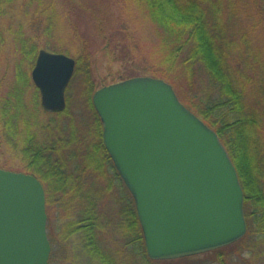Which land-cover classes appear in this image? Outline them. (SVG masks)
<instances>
[{
    "label": "trees",
    "instance_id": "obj_1",
    "mask_svg": "<svg viewBox=\"0 0 264 264\" xmlns=\"http://www.w3.org/2000/svg\"><path fill=\"white\" fill-rule=\"evenodd\" d=\"M2 1L6 6L14 0ZM126 2L131 9L136 5L145 11L153 23L163 30V35H160L163 56L160 58V66L151 68L152 73L174 87L182 103L218 134L228 151L245 195L248 225L246 236L231 246L201 255L204 257L202 261L195 256L172 262L153 261L147 256L133 197L103 143L102 122L92 103L96 91L91 70L93 50L83 35L82 45L73 57L76 60L73 79L81 78L83 81L84 96L91 111L96 137V142L92 143L95 146L91 147L99 157L98 161L89 159L91 163L87 164L95 170L103 171L104 181L114 178L115 189L116 180L119 182L114 202L120 206L119 231L123 237V250L115 256L107 251L103 233L110 229L112 222L103 215L99 207L100 199L112 197L114 191L108 187L107 181L102 188L104 190L94 182L86 186L81 179L82 171L66 170L69 157L65 154V147L77 143L75 120L70 121L69 137L65 139V145L59 142L58 135L53 137L56 135L53 132L49 135L51 141L48 139L44 144L37 143L29 125L30 120L36 121L40 114L60 118H70L71 115L68 105L62 112L46 113L40 103L39 91L31 79L34 66L29 70L25 69L30 61L35 64L39 51L46 48L42 40H56L53 35L54 26L49 23L44 30L40 26L39 32L33 30L31 34L24 35L21 32L23 35H17L16 52L22 56L17 64L18 82L10 92L11 97L1 99L4 102L0 111L3 121L1 127L7 136L17 138L16 147L20 144L23 133L14 120L21 121L28 127L24 131L26 137L22 140L23 153L21 156L16 155L20 166L16 162L15 165L4 162L0 163V168L31 174L41 181L45 189L49 220L52 199L57 196V204L63 210V214L59 213L60 218L66 226L61 229L57 240L51 239V246H55L56 241L64 245L78 236L79 247L93 259L94 264H168L181 261L234 264L229 261L228 250L236 247H243L245 251L257 250L248 256L240 252L241 260L238 264H256L264 254V53L259 49L258 43L259 40L264 42V0ZM251 2L253 6H250ZM64 5L70 7L69 10H64L69 20L72 14H77L75 23L72 25L70 22L76 36L81 34L78 25L83 19L87 22V28L91 25L96 35L103 39L109 30H113L114 18L107 14L105 0H66ZM54 9L55 4L52 2L45 10L31 16L29 23L32 29L38 27L39 18H45ZM57 40L63 43L61 39ZM111 41L109 38V43ZM52 52L65 53L61 47L53 48ZM200 72L206 75L210 83L208 88L206 86L201 90L196 87ZM31 90H35V94H30ZM28 95H33L34 101ZM27 116L29 120L26 122ZM48 126L47 124L45 127L42 123V128ZM88 137L87 133L86 138ZM87 150L88 148L85 149V154L80 155L84 163L88 162ZM73 154V157L76 156V153ZM108 167L113 173L108 171ZM53 255L54 252L51 253L49 263Z\"/></svg>",
    "mask_w": 264,
    "mask_h": 264
},
{
    "label": "water",
    "instance_id": "obj_2",
    "mask_svg": "<svg viewBox=\"0 0 264 264\" xmlns=\"http://www.w3.org/2000/svg\"><path fill=\"white\" fill-rule=\"evenodd\" d=\"M76 61L41 49L31 77L46 113L66 109ZM103 143L133 197L147 256L171 261L245 237V195L218 134L163 79L134 77L93 96ZM45 190L35 176L0 169V264H49Z\"/></svg>",
    "mask_w": 264,
    "mask_h": 264
},
{
    "label": "rangeland",
    "instance_id": "obj_3",
    "mask_svg": "<svg viewBox=\"0 0 264 264\" xmlns=\"http://www.w3.org/2000/svg\"><path fill=\"white\" fill-rule=\"evenodd\" d=\"M64 1L66 0H14L12 4L4 6L3 1L0 0V111L4 105V102L1 101V99L11 97L10 92L18 82L17 73H19V70L17 64L18 60L22 56L16 52L17 35L21 32L24 35L31 34L33 33V30L39 32V27L41 26L40 28L44 30L48 23L51 26H54L53 35L56 40H42L43 44L46 46L44 49L47 51L52 52L53 48L61 47L65 51V55L73 58L77 55L78 48L82 45L81 42L83 35H85L88 39L91 44V49L93 50L91 70L96 91L104 86H109L132 77H157L152 73L151 68L154 69L155 66H160V58L163 56V52L160 48V35H163V30L153 23L145 11L136 5H134L131 9V6L128 5L126 0H105L107 4L104 6L106 12L111 16V18H114L112 20L114 22L112 25L113 30H109L106 34V38L103 39V37L101 38L96 35V33L92 30L91 25L88 29L87 22L83 19L78 25L81 34L76 36L73 33L70 22H72L73 25L75 18H77V14H72L69 20L66 17L64 10H69L70 7L68 5L70 4L67 3L68 5H64ZM52 2L55 4V9L53 10L54 12L50 11V15H47L45 18H39L38 27L32 29V25L29 23V18L33 15H37V12H40L42 9L45 10V8ZM250 6H253L252 2L250 3ZM73 27L75 28V26ZM57 38L61 39L63 43L57 40ZM109 38L112 40L111 43H109ZM36 42L38 43V41ZM258 43L259 49L262 53H264V42L259 40ZM34 65L35 64H32L30 61L25 69L29 70V68ZM199 74L200 76L196 85L197 89L201 90L206 86L208 88V85L210 84L208 78L203 72H200ZM262 84H264V76ZM30 94H35V90H31ZM84 94L83 81L81 78H74L71 80L66 90V104L70 110L69 114L72 115H69L71 119L67 116L60 118L52 115L43 116L40 114L36 121L30 120L29 123L31 124L29 125L31 126L30 128L32 133L36 137L37 143L44 144L47 142L50 137V132H53L56 134L53 137L55 138L58 135L57 137L59 142L65 145V139L69 137L68 130L70 129V121L75 120V129L78 132L76 140L77 143L72 146L65 147V154L69 157V164L68 167H66V170L82 171L81 179L86 186H88L90 182H94L98 188L104 190L102 188L105 186V182L107 181L108 187L113 189L114 192H112V194L114 197L109 196L106 199H104V197L101 198V206L99 209L102 211L103 215L106 218L109 217L110 222H112L109 225L110 229L104 230L103 240L105 248L108 249L107 251L111 252L112 255L115 256L117 255V252L123 250V237L120 236L121 232L119 231V224H121L119 215L120 206L114 202L115 195L117 196V187L119 182L116 180L115 189L114 178H108L104 181V172H100L98 169L95 170L87 164L91 163V161H98L99 157L92 151L91 147L95 146V144L92 143L96 142L95 132L93 133L95 129L94 122L91 121V111L88 108L87 100ZM28 97L34 101L33 95H28ZM28 120L27 116L26 122ZM1 123H3V121H1L0 118V163L2 164L7 162L9 164H14L16 162V165L20 166L16 155L21 156L23 153L22 140L26 137L24 131L28 125L25 126L23 122L14 120V123L19 125L18 129H20L23 133L22 138L19 141L20 144L16 147V143L18 142L17 138L15 139L14 137H9V135L7 136L1 127ZM42 123L45 124V127L48 124V128H42ZM87 133L89 135L88 138H86ZM49 141L51 140L49 139ZM87 148L88 150L86 152L88 162L84 163L81 156L85 154V149ZM73 153H76V156L73 157ZM89 159L92 160L89 161ZM108 168V171L113 173V170H111L110 167ZM52 200L53 202L50 206V220L48 217L47 221V232L50 241L51 239L57 240L61 233V229L66 226L65 222H62L60 218L61 215L59 213L63 214V210H60V207L57 204V196H53ZM78 242V236L71 238L64 245L56 241L55 246H51V253L54 252V255L51 263L49 264H94L93 259H91V257L87 255L81 247H79ZM256 251L257 250L245 251L243 247L230 248L228 250V254L230 256L229 261H232L234 264H238L241 260L240 252L243 253L244 256H248L251 252L253 253ZM195 257H198L197 259L201 261L204 258L201 255H197ZM172 261L176 260H171V262ZM168 264L215 263L181 261ZM256 264H264V254Z\"/></svg>",
    "mask_w": 264,
    "mask_h": 264
}]
</instances>
